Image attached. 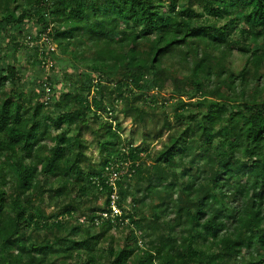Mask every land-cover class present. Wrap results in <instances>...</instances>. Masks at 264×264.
Here are the masks:
<instances>
[{
  "label": "trees",
  "instance_id": "trees-1",
  "mask_svg": "<svg viewBox=\"0 0 264 264\" xmlns=\"http://www.w3.org/2000/svg\"><path fill=\"white\" fill-rule=\"evenodd\" d=\"M43 33L72 63L59 95L0 56V264H264V0H0V41L44 72ZM120 103L160 110L159 151Z\"/></svg>",
  "mask_w": 264,
  "mask_h": 264
},
{
  "label": "rangeland",
  "instance_id": "rangeland-1",
  "mask_svg": "<svg viewBox=\"0 0 264 264\" xmlns=\"http://www.w3.org/2000/svg\"><path fill=\"white\" fill-rule=\"evenodd\" d=\"M28 25V27H30ZM25 32V31H24ZM20 40L23 41V38ZM0 56L5 59V62L9 64L14 65V61H16L15 65L17 66L18 64L24 69V75H23V81L31 80L33 79L34 82H40V81H45L47 77H50L52 79H58V83L53 85V88L55 91L51 90V94L53 96L59 95V93L65 91V89L69 88V83L72 82V79H70L68 76L64 77L65 74H71L73 73L72 69V63L71 61H68L64 64V66H61L56 62L55 60H50L46 59L47 61L44 62V72L41 70L42 68L40 66L36 67H31V65L28 63V54H29V47H32L31 45L28 46L27 42H25V45L28 46L27 49H19L17 50L14 54L12 53V50H10V46L7 41H0ZM39 45V43H38ZM57 55H60L59 52H56ZM68 59V57H64ZM3 59V60H4ZM229 64L228 66L233 70V71H239L242 68L243 61L244 59L238 55L236 52H233L231 54V57L229 58ZM262 72H264V66L261 67ZM28 86V85H27ZM35 87L34 84L29 85L30 89H33ZM28 87L23 91V96L27 95V90ZM170 87L166 86V88L160 93V96H158V101L162 102L163 99L171 97V92H170ZM49 90L46 89L45 92L47 93ZM185 100V98H183ZM175 100H171L168 103L174 102ZM186 102H192L194 100H185ZM124 104L120 103L118 106H116L117 109V119L120 123V125L123 128L122 131V136L123 138H126L130 141H133L135 145H139L142 141V136L147 135V142L149 144V149L151 154L153 155L155 152L159 151L163 147V143L167 139L168 132L167 131H162L161 132V137H156L157 133L160 131V126L162 123L163 115L161 114L160 110L155 111L153 120L146 122L145 126H139L135 125L133 121L130 118H125L123 115L119 112V109ZM166 116L168 120L171 123H174V119L172 116V111L170 108H166L165 110ZM84 138L88 142H92L93 138L91 135L86 134ZM87 156L90 158L92 163H99L100 162V152L99 149L97 148L96 144H91L89 145L88 151H87ZM112 178H115V175L112 176ZM104 201V197L99 198L96 201V205L100 206L102 205ZM51 211L50 209H47L46 213H49ZM147 213V211L145 210ZM113 236V246H122L123 244V237H124V232L119 231V230H113L111 232ZM108 243V242H107ZM101 244V246L105 247L107 245Z\"/></svg>",
  "mask_w": 264,
  "mask_h": 264
},
{
  "label": "built area",
  "instance_id": "built-area-1",
  "mask_svg": "<svg viewBox=\"0 0 264 264\" xmlns=\"http://www.w3.org/2000/svg\"><path fill=\"white\" fill-rule=\"evenodd\" d=\"M26 42L27 43H29V37L28 38H26ZM38 43H39V52H38V58L40 59V60H42V61H47V60H45V58H44V55H47V54H49V53H51V52H55L56 51V45H54L52 42H51V40L48 38V35H47V33H43V34H40L39 35V41H38ZM43 45H45V47H46V51H45V53H44V51L42 50L43 49ZM115 200H116V196L115 195H112L111 196V214H105V213H103L102 214V218L103 219H108L109 217H115V216H118V215H120V211H119V209L115 206ZM80 222H88V221H86V219L85 218H81L80 219ZM95 224L97 225L98 224V219L97 220H95Z\"/></svg>",
  "mask_w": 264,
  "mask_h": 264
}]
</instances>
